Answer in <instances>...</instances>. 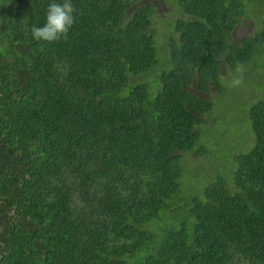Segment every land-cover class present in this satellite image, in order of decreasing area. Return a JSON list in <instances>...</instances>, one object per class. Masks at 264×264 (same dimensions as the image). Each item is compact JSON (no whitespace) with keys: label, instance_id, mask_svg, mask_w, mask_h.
<instances>
[{"label":"trees","instance_id":"trees-1","mask_svg":"<svg viewBox=\"0 0 264 264\" xmlns=\"http://www.w3.org/2000/svg\"><path fill=\"white\" fill-rule=\"evenodd\" d=\"M168 1L71 0L49 43L31 30L63 0H0V264H264V91L250 150L179 200L205 94L264 53V0Z\"/></svg>","mask_w":264,"mask_h":264},{"label":"rangeland","instance_id":"rangeland-1","mask_svg":"<svg viewBox=\"0 0 264 264\" xmlns=\"http://www.w3.org/2000/svg\"><path fill=\"white\" fill-rule=\"evenodd\" d=\"M147 1L149 0H138L134 7ZM152 1L157 4V17L171 16L169 1ZM257 17L260 21V16ZM257 30L253 20L243 18L235 27L233 38L238 42ZM220 77L223 79V91L213 94L215 90L212 87L210 93L205 94L206 98H213V107L211 112L204 116L207 121L202 125L201 137L195 145V148H203L204 152L197 160L188 158L186 164L183 162L184 157L182 158L181 187L185 186L186 189L182 188L183 195L178 198L180 203H184L183 216L190 198L201 197L206 183L211 178L218 175L217 173L228 171L233 165V158L247 152L253 146L254 134L248 112L249 107L263 97L264 53H253L248 64L235 67L230 71H227L226 66H222ZM173 222L165 219L163 225L172 226Z\"/></svg>","mask_w":264,"mask_h":264},{"label":"clouds","instance_id":"clouds-1","mask_svg":"<svg viewBox=\"0 0 264 264\" xmlns=\"http://www.w3.org/2000/svg\"><path fill=\"white\" fill-rule=\"evenodd\" d=\"M75 8L71 0H63V3H50L46 11V21L43 26H33L34 39L45 42L67 39L68 31L75 22Z\"/></svg>","mask_w":264,"mask_h":264}]
</instances>
